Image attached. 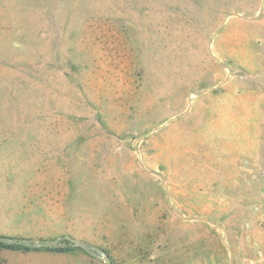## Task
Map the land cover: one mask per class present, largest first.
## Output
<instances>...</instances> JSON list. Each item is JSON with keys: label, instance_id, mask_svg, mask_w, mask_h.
I'll list each match as a JSON object with an SVG mask.
<instances>
[{"label": "rangeland", "instance_id": "rangeland-1", "mask_svg": "<svg viewBox=\"0 0 264 264\" xmlns=\"http://www.w3.org/2000/svg\"><path fill=\"white\" fill-rule=\"evenodd\" d=\"M263 78L264 0H0V236L264 264Z\"/></svg>", "mask_w": 264, "mask_h": 264}, {"label": "water", "instance_id": "water-1", "mask_svg": "<svg viewBox=\"0 0 264 264\" xmlns=\"http://www.w3.org/2000/svg\"><path fill=\"white\" fill-rule=\"evenodd\" d=\"M68 240L69 242L73 243L75 246L82 248L88 254L100 258L104 261L105 264H111L109 258L105 255L98 254L97 250L93 247L82 243L80 241H76L71 237H63L57 238L53 240H33L29 238H17V237H7V236H0V243L5 245H17L23 246L27 248H37V249H46V248H56L63 245V241Z\"/></svg>", "mask_w": 264, "mask_h": 264}, {"label": "trees", "instance_id": "trees-1", "mask_svg": "<svg viewBox=\"0 0 264 264\" xmlns=\"http://www.w3.org/2000/svg\"><path fill=\"white\" fill-rule=\"evenodd\" d=\"M63 245L56 247V248H46L43 249L44 251L49 252H57V253H73L76 250L80 249L78 246H75L73 243L69 242L68 240L63 241ZM0 248L10 250V251H23V252H29V251H40L41 249L37 248H27L23 246H17V245H5L0 243Z\"/></svg>", "mask_w": 264, "mask_h": 264}, {"label": "crops", "instance_id": "crops-1", "mask_svg": "<svg viewBox=\"0 0 264 264\" xmlns=\"http://www.w3.org/2000/svg\"><path fill=\"white\" fill-rule=\"evenodd\" d=\"M263 80H264V78H263ZM246 116H247V113H246ZM245 126H246V127H245V128H246V130H247L248 128H249V130H250V129H252V125H250V126H248V125H245ZM251 135H252V134H251ZM242 150H245V151H242V152H244V153H247V152H248V149H247V148H245V149H242ZM250 151L252 152V150H250ZM250 151H249V152H250Z\"/></svg>", "mask_w": 264, "mask_h": 264}]
</instances>
